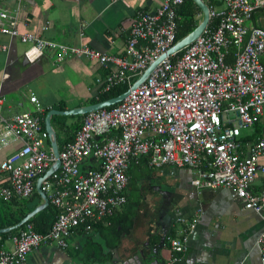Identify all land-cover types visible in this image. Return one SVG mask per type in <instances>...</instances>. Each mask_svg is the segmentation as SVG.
Masks as SVG:
<instances>
[{"label":"built area","instance_id":"built-area-1","mask_svg":"<svg viewBox=\"0 0 264 264\" xmlns=\"http://www.w3.org/2000/svg\"><path fill=\"white\" fill-rule=\"evenodd\" d=\"M183 0H162L152 12H137L122 55H110L86 44L69 46L30 32L20 33L15 14L0 11V32L19 36L29 44L25 51L34 61L53 51L57 61L68 56L96 59L107 70L98 93L120 84L127 95L111 108L84 115L72 140L58 150L59 166L41 183L56 215L46 232H36L25 222L5 249L0 235V264H23L30 251L44 244L69 245L76 228L112 216L126 203L127 168L146 157L153 167H187L195 187H225L255 212L264 223V29L248 22L253 13L264 15V0H222V7L208 6L214 26L181 50L166 55L148 76L131 86L143 72L176 42L177 7ZM83 35V33H81ZM233 62L227 61L229 50ZM34 111L11 117L2 113L0 93V150L17 145L0 163L7 173L0 197L29 198L36 181L54 164L50 135ZM259 127V132H258ZM197 217L187 222L181 236L168 238L177 254L186 249L187 234ZM264 261V228L256 239ZM178 260L173 256L170 262Z\"/></svg>","mask_w":264,"mask_h":264},{"label":"crops","instance_id":"crops-1","mask_svg":"<svg viewBox=\"0 0 264 264\" xmlns=\"http://www.w3.org/2000/svg\"><path fill=\"white\" fill-rule=\"evenodd\" d=\"M161 3L162 0H0V11L15 14L20 33L30 32L69 46L86 44L110 55H122L137 12H152ZM208 6L222 7V0ZM0 24L7 22L0 19ZM248 24L264 29L263 13L255 11ZM28 47L18 35L0 32L1 113L5 117L34 111L32 94L42 107L38 116L43 124L50 109L92 104L90 100L95 98L107 73L98 60L73 55L57 61L53 51H46L31 62L24 54ZM226 59L233 62L231 49ZM260 62L264 66V52ZM82 120V115L68 117L67 126L58 128L51 117L58 150L73 139ZM16 147L2 148L0 163ZM126 173L128 203L101 222L107 226L116 213H122L123 218L126 215L122 223L127 230L123 229L118 241L102 228H76L68 247L41 245L29 252L23 264H264L256 246L264 223L255 212L243 208L227 188L193 186V173L187 167H153L131 161ZM6 177L7 173L0 171V185ZM133 179L137 194L132 197L129 190ZM263 184L264 177L259 175L252 190L257 192ZM41 203L42 197H35L24 210L28 214L34 209L28 212V208ZM11 204L14 210L19 209L17 204ZM126 207L127 212L135 210L131 221L123 211ZM194 217L198 220L187 234L186 249L177 254L168 238L181 236V230ZM16 233H0L5 249L12 248V236ZM173 256L178 260L170 262Z\"/></svg>","mask_w":264,"mask_h":264},{"label":"trees","instance_id":"trees-1","mask_svg":"<svg viewBox=\"0 0 264 264\" xmlns=\"http://www.w3.org/2000/svg\"><path fill=\"white\" fill-rule=\"evenodd\" d=\"M204 1L209 3L208 5H211L213 3L215 4V0H204ZM176 14L178 16V18L176 19L177 25H176V34H175L176 41H177L183 36H185L187 33H189L190 31H192L197 26L198 22L200 21L202 17V13H201L200 8L193 2V0H183V3L177 7ZM214 22L215 21L212 19L210 23L208 24V27H213ZM127 88H128V85L126 84H120V85L114 86L109 91H106L103 93H97L95 98H92L90 100V103H97V102L115 97L125 92ZM112 106L114 105L108 106L106 108H111ZM76 116H81V115H69V116L55 115V116H52V119L53 121H56V126L58 128H63L67 126L66 120L68 117H76ZM82 116L84 117V115ZM257 130L259 132L260 130L259 127ZM139 161L141 162V164L148 163V159L145 156L140 157L138 159V162ZM6 184L7 183L5 182V179H4L3 185H6ZM35 197H40V195L37 192H34V194L29 198L12 197L9 200H3L2 198H0V228H5V227L12 226L14 224H17L23 217H25L27 215V210L25 211L24 207L30 201H32ZM11 202L17 204V206L19 207L17 211L13 209ZM35 206L36 205H33L32 208H28V212L31 211L33 208H35ZM128 207H126L123 211L127 212ZM56 212L57 211L55 207L49 202L46 208L34 214L31 218H29V220H27V222H31L33 224L34 230L36 232H41V233L46 232L50 228L52 222L54 221ZM121 214L122 213H116L110 219L109 225L105 226L104 224L101 223L102 221H98L92 224L91 229L96 230V231L101 228L103 230H107L110 232V235L118 241L120 235L122 234L123 229L127 230V227L125 228L122 223V221L126 219V215L124 214V218H123V215ZM134 214H135V210L133 208L130 209L129 212H127V217H128L127 220L131 221ZM40 215L43 216V218H41ZM46 215H49V217L51 218L48 220V216ZM21 226L9 232L1 233V235L6 236L7 234L15 233L18 231L19 228H21ZM79 228L83 229V227H79ZM99 260H101V258Z\"/></svg>","mask_w":264,"mask_h":264},{"label":"water","instance_id":"water-1","mask_svg":"<svg viewBox=\"0 0 264 264\" xmlns=\"http://www.w3.org/2000/svg\"><path fill=\"white\" fill-rule=\"evenodd\" d=\"M193 2L200 8L201 13H202V19L198 22L197 26L187 33L185 36L177 40L174 45L164 54H162L156 61H154L141 75V77L131 86V88H134L137 86L140 82H142L150 73V71L154 68V66L161 60L163 59L166 55L175 53L179 50H181L183 47L187 46L190 44L193 40H195L204 30V28L207 26L209 22V9L208 5L205 3L204 0H193ZM129 90H126L125 92L97 102V103H92V104H87L79 107H75L72 109H67V110H58V109H50L44 118V124L45 128L48 131L50 135V140H51V146H52V153L54 155L55 161L54 164L46 171V173L39 177L36 181V192L42 197L43 203L35 207L31 212H29L25 217H23L17 224H14L9 227L1 228L0 233H5L8 232L12 229H16L19 226L23 225L29 218H31L34 214H36L38 211L42 210L44 207H46L49 204V199L44 191L41 190V183L42 181L48 177L60 164V159L58 156V145L56 141V131L52 126L51 123V117L53 115H61V116H69V115H83L88 112H91L93 110H97L100 108L108 107L113 104H116L117 102L121 101L128 93Z\"/></svg>","mask_w":264,"mask_h":264},{"label":"rangeland","instance_id":"rangeland-1","mask_svg":"<svg viewBox=\"0 0 264 264\" xmlns=\"http://www.w3.org/2000/svg\"><path fill=\"white\" fill-rule=\"evenodd\" d=\"M76 117H78V116H76ZM135 183H136V181H135V179H133V180L131 181V184H130L131 187H130L129 193L131 194L132 197L135 196V195L137 194V190H136Z\"/></svg>","mask_w":264,"mask_h":264}]
</instances>
